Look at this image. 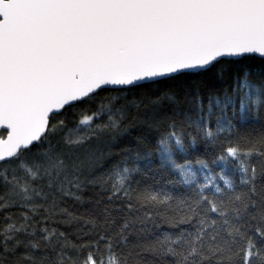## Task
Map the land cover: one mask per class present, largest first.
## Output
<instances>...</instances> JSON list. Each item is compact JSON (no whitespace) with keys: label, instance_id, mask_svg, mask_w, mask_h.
<instances>
[{"label":"snow or ice","instance_id":"snow-or-ice-1","mask_svg":"<svg viewBox=\"0 0 264 264\" xmlns=\"http://www.w3.org/2000/svg\"><path fill=\"white\" fill-rule=\"evenodd\" d=\"M0 264H264V0H0Z\"/></svg>","mask_w":264,"mask_h":264}]
</instances>
